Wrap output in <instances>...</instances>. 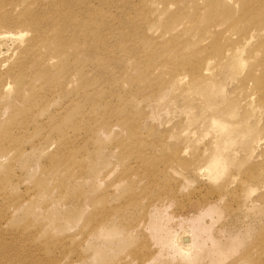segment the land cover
Wrapping results in <instances>:
<instances>
[{"label": "rangeland", "instance_id": "obj_1", "mask_svg": "<svg viewBox=\"0 0 264 264\" xmlns=\"http://www.w3.org/2000/svg\"><path fill=\"white\" fill-rule=\"evenodd\" d=\"M243 4L244 0H72L75 21L86 31L97 22L100 31L93 34L103 37L113 55L106 57L109 53L103 50L106 58L99 65L80 66L86 95L96 101L81 103L86 114L76 123L65 116L83 95L75 80L62 85L61 92V86L47 92L36 84L19 93L12 79L8 93L0 98V264H264V253L259 254L264 250V159H254L252 153L255 142L264 144V102L259 99L263 92L254 88L248 75L259 74L258 59L247 60V49L242 57L249 65L232 71L228 58L245 34L239 32L241 24L234 26ZM92 9L101 15L91 14ZM261 11L249 30L264 27V8ZM19 31L23 28L0 29ZM66 37H72L71 32ZM88 45L79 37L70 47L84 50ZM261 49L264 53V40ZM207 60L209 77L195 81L192 76ZM193 64L198 67L191 72ZM45 65L56 72L53 62ZM179 77L185 82L177 81ZM208 82L242 90L240 99L249 102V111L242 101L235 108L239 116H232L227 114L228 104L218 102L212 114L202 116L198 107ZM28 103L36 109L37 123L20 128L17 112ZM61 106L64 111H59ZM48 114L54 117L48 119ZM127 114L137 126L134 133L119 122ZM58 115L68 128H75L67 135L75 147H68L79 159L70 168H79L81 179L69 184L59 176L65 173L56 167L61 147L47 129ZM213 115L226 123L223 131L212 132L207 118ZM250 119L256 122H251L256 135L249 131ZM229 139L232 145L224 143ZM232 151L240 154L238 167L230 166L209 180L198 173L212 154L230 156ZM182 159L190 166L180 165ZM248 185L252 190L247 192ZM219 194L223 198L215 212L200 221L207 227L200 252L193 249L189 258L181 257L176 237L190 231V221ZM152 202L167 207L172 217L168 230L159 229L153 241L145 212ZM112 231L116 235L109 239L106 233Z\"/></svg>", "mask_w": 264, "mask_h": 264}, {"label": "bare ground", "instance_id": "obj_2", "mask_svg": "<svg viewBox=\"0 0 264 264\" xmlns=\"http://www.w3.org/2000/svg\"><path fill=\"white\" fill-rule=\"evenodd\" d=\"M79 1L82 2L83 0ZM49 2L50 4H44V0H0V29L10 27L23 28V31H19L15 34L0 32V98L8 93L6 91L9 89V86H12V79L15 80L19 93L25 86H29L32 90L35 89L36 84H39L40 88L42 87L43 90L47 92H51L52 88L59 89L61 86L59 90L61 92L62 85L65 86L67 82L75 80L78 83V87L83 92V95L80 99L76 97L75 101L66 112L65 116L69 115L68 121H71L73 124L83 120L86 114V110L83 109L81 103L85 101L93 105L96 101L95 96L90 97L86 95L85 71L80 70V66L83 65L87 67L90 64V66H93V64L97 66L100 64L101 59L105 57L103 55V50L109 53L106 57L113 55V51L112 48L106 45L103 37L94 35L95 32L99 34L100 31L97 22L96 24L91 22L88 31L79 26V23L74 19L72 0H49ZM263 8L264 0H244L242 15L234 26L241 24L240 27H242V30L239 32H245V34L241 35L237 44L229 53L228 58H230V68L232 71L236 69L242 70L245 64L249 65L247 61L249 58L255 59V62L256 59H258L257 68L259 69V74L256 76L253 72H250L248 75L253 80L254 88L263 92L259 96V99L261 97L264 102V53L261 49L264 40V27L259 28V26L262 25L259 24L258 29L249 30V28L253 27L256 21L259 20L261 16L260 12H262L261 10ZM90 13L101 15L99 10L92 9ZM69 32H71L72 37H66V33ZM79 37H81L83 43L87 45L90 43L84 50L80 47L76 49L70 47V45H76L78 43ZM237 38H239L238 35H236V39ZM258 39L260 40L255 42ZM247 49L250 51V56L245 61L242 54ZM81 50L83 51L81 52ZM214 51H217V48H215ZM224 55H226V53H224ZM234 56L238 57L237 61H234ZM51 62H53L52 67L56 69L54 74H52L45 65ZM255 62L248 67L254 66ZM208 63L209 60L205 61V66L200 70L199 74L192 76L195 81L209 77L211 67L207 66ZM231 63H233V65ZM191 67L190 71L194 72V69H197L198 65L193 64ZM28 69H31L32 72L27 76L23 75V72ZM78 71L79 73L77 76L72 74ZM177 81L183 83L185 82V78L179 77ZM204 85L208 89L204 92V101L198 107V112L202 116L204 114H212L214 111H211L212 107L218 102L228 104L227 114L239 116L240 112L237 110L235 111V108L242 104V101L245 102V98L240 99L244 96L242 90H238L229 83L216 85L212 82H208ZM73 95L76 96L75 93ZM41 103L45 104V101H41ZM20 108L21 109L17 112L20 116V122L18 119L16 123H20V128H22V125H29L34 128L37 123L35 116L36 109H34L30 103L27 105L24 104V106ZM244 109L246 112L249 111V102H245ZM253 109L254 108L250 109V113L252 114ZM59 111H64V107L61 106ZM60 114L62 115V113ZM50 117L54 116L48 114L47 118L49 119ZM62 119L60 115H58L56 119L52 118L47 123V129L50 130L51 136L55 139L53 142L61 147V152L55 157L57 158L56 167L65 170V173L62 171L59 176L63 175V181L65 184H69L80 180L81 172H78L80 171L79 168H70V166L76 165L79 159V156L70 153L68 147L69 144L75 147L74 142L67 136L69 130L72 129V132L75 128H68L66 126V119L61 121ZM207 120L213 125L212 132L214 133L223 131L227 127L226 123L221 119V116L213 115L208 117ZM119 122L120 124L122 123L121 126L124 127L125 130H128L129 133H134L136 131L137 126L134 125L130 115L127 114L124 118L119 119ZM246 122L248 123L249 131L252 132L253 135H256L258 130L256 126L251 125V122L256 123L254 119H250ZM236 124L240 125L242 121ZM91 129L90 127L89 130ZM231 141V139L225 140L224 143L232 145L233 142ZM2 148L3 142L0 141V149ZM252 153L254 154V159H257L259 155L264 159V144L258 145L255 142L252 147ZM181 154L182 150L178 152V156L173 163L181 157ZM239 156L240 154L238 151H232L230 156L212 154L209 158L207 167L198 170V173L205 178V180L213 179V175L219 176L224 169L230 166L238 167ZM68 161H70L69 164H61L67 163ZM180 165L190 166L186 159H182ZM164 171L167 172L168 170L164 169ZM188 172L195 176V172H192L190 167ZM159 173L161 174V172ZM246 181H251V179L247 178ZM251 190V186L248 185L247 192ZM222 198L223 197L219 194L217 199H214L212 203H208L202 210V213L193 221H190L191 230L182 231L181 234L176 237L175 249L181 257L185 259L189 258L187 255L193 249L196 250L195 253L200 252L203 243L201 237L207 232V227L200 221L204 217H210L215 212L216 205ZM245 199H247V197ZM152 204L153 205H148L145 208V212L149 216L148 226L150 230L149 238L151 241L157 239L159 229L166 232L168 230V225L172 221V217L165 211L167 207L164 208L159 204L155 205L154 202H152ZM251 204L252 200H248L247 205ZM150 213L152 214L150 215ZM106 234L109 239L116 235L114 231L107 232ZM208 238L209 236H207L206 241ZM218 252L220 251L218 250ZM263 253L264 250H259V254Z\"/></svg>", "mask_w": 264, "mask_h": 264}]
</instances>
